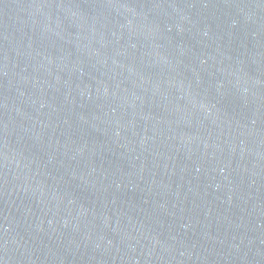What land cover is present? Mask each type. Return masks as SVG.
<instances>
[{
	"label": "water",
	"instance_id": "obj_1",
	"mask_svg": "<svg viewBox=\"0 0 264 264\" xmlns=\"http://www.w3.org/2000/svg\"><path fill=\"white\" fill-rule=\"evenodd\" d=\"M0 264H264V0H0Z\"/></svg>",
	"mask_w": 264,
	"mask_h": 264
}]
</instances>
